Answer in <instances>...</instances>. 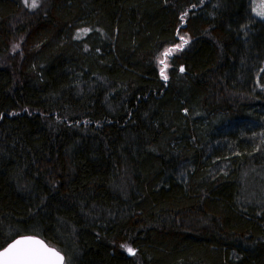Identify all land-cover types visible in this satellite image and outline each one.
<instances>
[{
  "label": "trees",
  "instance_id": "trees-1",
  "mask_svg": "<svg viewBox=\"0 0 264 264\" xmlns=\"http://www.w3.org/2000/svg\"><path fill=\"white\" fill-rule=\"evenodd\" d=\"M37 4L0 0V249L28 234L64 264H264L251 0Z\"/></svg>",
  "mask_w": 264,
  "mask_h": 264
},
{
  "label": "snow or ice",
  "instance_id": "snow-or-ice-1",
  "mask_svg": "<svg viewBox=\"0 0 264 264\" xmlns=\"http://www.w3.org/2000/svg\"><path fill=\"white\" fill-rule=\"evenodd\" d=\"M253 2H255V0H253ZM25 6L31 8L37 7V0H31L30 4L29 0H25ZM253 12L264 18V0H260V2L253 7ZM180 39L183 44L188 42L183 36H181ZM182 46L183 45H178L177 47L179 48ZM172 51L173 49L165 50L162 54L165 59L160 60V63L164 65V67L161 68V75L164 79H167L165 74L167 67L166 58ZM181 71H183V69H181ZM121 247L126 248L130 255H135V249L132 247L127 245H121ZM62 260L63 257H61L57 251L46 247L41 241L31 238L16 240L0 252V264H61Z\"/></svg>",
  "mask_w": 264,
  "mask_h": 264
},
{
  "label": "rangeland",
  "instance_id": "rangeland-1",
  "mask_svg": "<svg viewBox=\"0 0 264 264\" xmlns=\"http://www.w3.org/2000/svg\"><path fill=\"white\" fill-rule=\"evenodd\" d=\"M260 2V0H255V2H253V0H251V9H252V13H253V15L255 16V17H257V18H259V19H262V20H264V18H262V17H260V16H258V15H256V13H254L253 12V7H255L256 6V4H258ZM181 36H183V37H185L186 39H187V41H189V38L187 37V36H185L184 34H179V40L177 41V44L175 45V47H173L172 49H173V51H175V50H177L178 49V45H185V44H183V42L181 41V39H180V37ZM179 48H181V47H179ZM18 49H19V44L18 43H16L15 45H13V47L12 48H10V53H11V55L13 54V53H15L16 51H18ZM167 49H169V47H166L158 56H157V58H156V63H157V66H158V68H159V70L161 71V68L162 67H164V65H162L161 63H160V60L161 59H165L164 58V56L162 55L164 52H165V50H167ZM166 65H167V67H168V57L166 58ZM166 67V68H167ZM167 71V70H166Z\"/></svg>",
  "mask_w": 264,
  "mask_h": 264
},
{
  "label": "water",
  "instance_id": "water-1",
  "mask_svg": "<svg viewBox=\"0 0 264 264\" xmlns=\"http://www.w3.org/2000/svg\"><path fill=\"white\" fill-rule=\"evenodd\" d=\"M27 238H31V239H34V240H39L46 247L57 251L60 254V256L63 257V260H62L61 264H64V255H63V253L57 247H55L54 245H51V244L47 243L44 239H42L41 237L36 236V235H28V234L27 235H19V236L13 238L12 240H10L4 247H2L0 249V252H2L4 250V248H7L8 245L11 244V243H13L14 241H16V240H22V239H27Z\"/></svg>",
  "mask_w": 264,
  "mask_h": 264
},
{
  "label": "bare ground",
  "instance_id": "bare-ground-1",
  "mask_svg": "<svg viewBox=\"0 0 264 264\" xmlns=\"http://www.w3.org/2000/svg\"><path fill=\"white\" fill-rule=\"evenodd\" d=\"M239 130V129H238ZM239 134V133H238ZM237 136V135H236ZM219 139V138H218ZM223 139V138H222ZM217 141V140H216ZM223 141V140H222ZM225 142V141H224ZM228 142V141H227ZM230 142V141H229ZM235 143V142H234ZM225 144V143H224ZM222 145V144H221ZM227 145V144H226ZM233 146V145H232ZM222 169V168H221ZM219 170H220V168H219ZM223 170V169H222ZM245 206V205H244ZM243 206V207H244ZM245 208V207H244ZM253 208H255V207H253ZM257 208V207H256ZM243 210V209H242ZM231 230V229H230ZM231 232V231H230Z\"/></svg>",
  "mask_w": 264,
  "mask_h": 264
}]
</instances>
